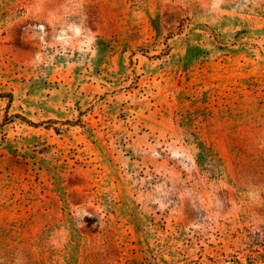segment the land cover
Returning a JSON list of instances; mask_svg holds the SVG:
<instances>
[{
    "label": "rangeland",
    "instance_id": "1",
    "mask_svg": "<svg viewBox=\"0 0 264 264\" xmlns=\"http://www.w3.org/2000/svg\"><path fill=\"white\" fill-rule=\"evenodd\" d=\"M0 264H264V0H0Z\"/></svg>",
    "mask_w": 264,
    "mask_h": 264
},
{
    "label": "trees",
    "instance_id": "2",
    "mask_svg": "<svg viewBox=\"0 0 264 264\" xmlns=\"http://www.w3.org/2000/svg\"><path fill=\"white\" fill-rule=\"evenodd\" d=\"M14 117H20L22 120H25L29 123H34L32 120H30L29 118H27L26 116H22L20 114H13L10 119L13 120Z\"/></svg>",
    "mask_w": 264,
    "mask_h": 264
}]
</instances>
